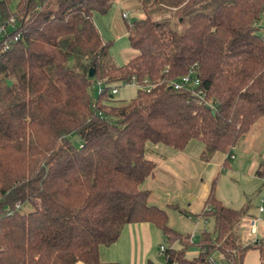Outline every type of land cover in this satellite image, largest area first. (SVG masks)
<instances>
[{
    "label": "trees",
    "instance_id": "obj_1",
    "mask_svg": "<svg viewBox=\"0 0 264 264\" xmlns=\"http://www.w3.org/2000/svg\"><path fill=\"white\" fill-rule=\"evenodd\" d=\"M115 1L17 0L11 12L0 0V22L17 23L0 38V264H120L101 262L99 247L143 221L161 230L165 264H219L215 254L243 264L252 249L264 264V237L242 243L246 209L216 198L217 177L199 214L212 231L195 242L143 187L156 166L148 143L181 151L196 140L204 156L231 155L264 117V0H214L210 10L211 0H138L143 18L126 23L136 54L121 65L93 21ZM192 66L208 103L169 86ZM132 82L136 95L117 100L112 89ZM148 82L149 92L137 86ZM191 243L198 253L187 258Z\"/></svg>",
    "mask_w": 264,
    "mask_h": 264
},
{
    "label": "rangeland",
    "instance_id": "obj_2",
    "mask_svg": "<svg viewBox=\"0 0 264 264\" xmlns=\"http://www.w3.org/2000/svg\"><path fill=\"white\" fill-rule=\"evenodd\" d=\"M16 2L17 0H10L9 9L11 12H14ZM121 2H129V5ZM115 3V5L121 6V10L128 14L129 20H127V24L139 19V16H137L139 12H135V7L130 4L136 3V0H121ZM213 3L214 0L206 2L203 5V9L210 10L214 5ZM258 28L259 34L264 36L263 16L258 21ZM111 42L110 54L116 64H124L132 55L136 54V51L130 47L127 36L121 39H111ZM98 92L99 85L93 81L89 88L92 100H95ZM136 93L137 87L134 84L121 85L117 87L115 98L120 102L126 103ZM70 140L74 145L79 146L81 143V137L77 133H73L70 136ZM153 145L155 144L148 143L147 149ZM157 146L163 145L158 144ZM199 147H201V144L196 140H192L188 147L185 148V157L192 163L189 162V169L181 171L180 176L183 180H169V178L156 176L155 184L153 183L154 187H152L148 196L149 203L151 201V203L166 211L168 225L183 235L189 236L193 242L198 240L202 231H212V219H205L199 214L207 194L206 187L209 186L215 177H217V182L214 193L222 204L234 209L245 208L247 212L246 219L249 216L258 215L260 199L264 196V177H259L256 174L258 168L261 167V162L264 160V117L253 124L251 130L232 149L231 155L224 156L222 153L215 152L210 157H206L209 161L208 164L204 163L200 166L199 159H196ZM147 151L146 156H148ZM147 184L149 185L145 180L143 187L146 188ZM167 204H170V206ZM260 215L261 227L264 229V213ZM245 226L246 222L241 226L239 232L242 243L247 245L252 241V238L249 237L250 241H247L248 234ZM258 233L260 238L264 237V232L259 230ZM173 246L174 248H179L180 244L175 243ZM193 251L198 252V248L194 243H191L186 249V257L192 258ZM252 254L256 256L257 253L255 250L248 253V264L255 261ZM159 260L160 262L164 261L162 258ZM216 261L219 264H223L219 257H216Z\"/></svg>",
    "mask_w": 264,
    "mask_h": 264
},
{
    "label": "crops",
    "instance_id": "obj_3",
    "mask_svg": "<svg viewBox=\"0 0 264 264\" xmlns=\"http://www.w3.org/2000/svg\"><path fill=\"white\" fill-rule=\"evenodd\" d=\"M116 1L120 2L121 0H116ZM115 2L113 3L108 13L101 15L95 12L93 14L94 24L98 32L100 33L102 40L106 42L108 41L111 42V39H116V38L121 39L124 36H127L126 23L127 20H129L128 14L121 10V6L115 5L116 4ZM121 3H126L125 5H129L128 4L129 2H121ZM130 4H132V6L135 7V12H139V14H137V16H139L138 18H143L144 13L140 10L139 1L136 0V3L134 4L130 3ZM123 13L127 15V19H124L122 17ZM157 145L158 144H155L147 149L149 151V153L147 151V155H148L147 157L152 161H154L156 164L153 174L146 179V182L149 183V185L147 184L146 186V188L149 190V194L152 190V187H154L153 183L155 184L154 180L156 176H160L161 178H169V180H176V179L183 180L182 177L180 176L181 171L183 169L185 170L189 169L190 168L189 162H191L185 157L184 154V152L186 151L185 148L188 147V145L181 151H176L166 146H157ZM197 154L198 156H196V159H199L200 166L204 163L205 164L209 163L206 157H210V155L204 156V146L202 144L201 147H199V151ZM208 188L209 186L206 187V192H208L207 190ZM150 204L153 203H151L150 201ZM167 205L170 206V204ZM261 213H264V211ZM261 213L258 214L260 219H261V215H260ZM244 222L246 221L244 220L241 226L244 224ZM245 228L247 229V234H248L247 241L249 242L250 241L249 237L251 236L248 232L247 225L245 226ZM259 230L261 232H264L263 231L264 229L261 227V221L259 222L258 232ZM257 237L260 238L259 233H257ZM163 242H164L163 234L161 230L158 229L155 225L145 221L133 222L124 225L119 237L114 243H112L109 246L99 247L98 255L100 261L106 263L117 262L120 264H147L148 261H152L156 264H165L164 261L160 262L159 260L162 258L160 254V250L162 248ZM252 250H249L246 253L243 264L249 263L247 262V255ZM197 253L198 252L193 251L192 256L193 257L196 256ZM252 255L255 261L252 262L251 264H259L258 253L256 254V256L255 254ZM216 257L220 258V255L215 254L214 258L216 259ZM76 264H84V263L77 262Z\"/></svg>",
    "mask_w": 264,
    "mask_h": 264
},
{
    "label": "built area",
    "instance_id": "obj_4",
    "mask_svg": "<svg viewBox=\"0 0 264 264\" xmlns=\"http://www.w3.org/2000/svg\"><path fill=\"white\" fill-rule=\"evenodd\" d=\"M262 15L264 16V9L262 11ZM122 17L124 19H127V15L125 13L122 14ZM16 26H17V23L14 17H10L4 21H1L0 22V38L7 35V33L11 32L12 30H14ZM17 39H18V34L16 33L13 36L12 41H17ZM3 44H5L4 47L6 48L8 44L7 40H5ZM195 73H196L195 66H192L189 69L188 73L181 76L177 80L171 81L169 83V86H171L173 89H176V90H182V89L188 90L190 91L192 95L196 96L204 103H208V101L206 100L205 91L199 88L200 81ZM132 84H136V83L132 82ZM137 86L142 88L146 92H149L150 89L153 88V84L150 82L145 83V85L143 86H139V85ZM112 93H117V89L113 88ZM263 211H264V196L260 199V204L258 207V214ZM245 220H246V225L248 227V232L250 236L252 237V241H254L257 238L260 218L258 215L257 216L255 215V216H249L247 219L245 218Z\"/></svg>",
    "mask_w": 264,
    "mask_h": 264
},
{
    "label": "water",
    "instance_id": "obj_5",
    "mask_svg": "<svg viewBox=\"0 0 264 264\" xmlns=\"http://www.w3.org/2000/svg\"><path fill=\"white\" fill-rule=\"evenodd\" d=\"M88 76H89V77H92V76H93V71H92L91 68L89 69Z\"/></svg>",
    "mask_w": 264,
    "mask_h": 264
}]
</instances>
